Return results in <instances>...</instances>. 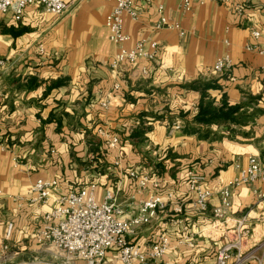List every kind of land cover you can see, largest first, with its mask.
Here are the masks:
<instances>
[{"label": "crops", "instance_id": "1", "mask_svg": "<svg viewBox=\"0 0 264 264\" xmlns=\"http://www.w3.org/2000/svg\"><path fill=\"white\" fill-rule=\"evenodd\" d=\"M232 1L244 7L241 16L220 0L194 4L189 12L180 9L181 0H138L140 21L122 17L126 46L147 39L158 43L160 51L150 61L125 67L120 92L112 90L115 80L108 67L116 52L105 27L113 2L80 0L61 17L33 7L26 8L20 20L0 13V142L6 146L0 145V264H73L71 258L32 239L48 210L29 204V190L37 180H57L54 197L95 183L97 200L112 191L121 218L128 220L151 193L148 188L133 195L135 182L128 171L136 168L153 173L160 192H172L183 204V213L177 216L168 210L137 229L130 241L147 249L158 237L167 236L171 248L162 264H214V253L224 243L218 227L211 225L212 210L219 206L218 187L237 177L236 166H246L249 155L264 164V55L245 49L249 44L264 47V0ZM158 6L169 22L179 24L184 37L152 29L160 17ZM252 31L259 32L257 40ZM146 51H151L149 45ZM224 55L231 67L213 78L219 88L209 90V98L215 106L225 97L230 106L241 108L253 99L240 111L260 113L245 126L211 125L187 134L184 130L196 113L200 93L184 87L210 79L207 70ZM143 65L148 78L140 74ZM30 78L36 79V86L28 89ZM105 99L110 103L107 109L99 104ZM181 113L188 115L181 118ZM140 124L149 128L141 152L128 141ZM100 128L120 137V153L106 148L96 135ZM95 139L102 142L100 168L106 167L100 174L93 164L96 170L86 175L74 160H91L89 142ZM118 159L120 166L114 168ZM157 164L164 171L159 173ZM189 172L205 175L204 187L213 192L206 213L193 207L186 185ZM260 191L264 183L235 189L228 222L232 225L247 215L250 225H256L254 235L263 239L262 212L248 213ZM16 196L23 197L21 206L13 202ZM189 238L192 246L181 244ZM114 262L120 264L110 251L97 264Z\"/></svg>", "mask_w": 264, "mask_h": 264}, {"label": "built area", "instance_id": "2", "mask_svg": "<svg viewBox=\"0 0 264 264\" xmlns=\"http://www.w3.org/2000/svg\"><path fill=\"white\" fill-rule=\"evenodd\" d=\"M80 0H0V13H12L16 20H20L26 8L42 9L46 14L61 17L68 8ZM113 2L114 8L105 19V27L108 31V40L116 47V52L108 64L109 70L115 80L112 86L114 92L122 91V72L126 66H136L142 61L154 59L160 51L158 43L148 42L142 39L134 43L131 48L126 46L128 37L123 32L124 15L132 21H140L141 12L135 9L138 0H100ZM147 3L150 0H145ZM208 0H181L180 9L189 12L194 4L203 6ZM236 15L241 16L244 7L234 4L232 0H220ZM160 17L154 23L155 31H175L180 37L185 33L177 22H169L163 15V7L158 6ZM254 40L260 37L259 32L252 31ZM227 44V41L224 42ZM149 45L151 51H146ZM259 55H264V47L249 44L245 48ZM2 65V62H0ZM231 67L228 55L217 58L214 64L207 70L206 78L222 76ZM142 78H148L149 71L144 65L140 67ZM103 109H107L110 103L108 99L99 102ZM196 112V107H194ZM96 135L104 139L107 149H113L119 153L122 150L121 139L105 129H98ZM5 149L6 146L0 142ZM54 153V151H50ZM14 162H17L15 157ZM113 167L120 166L119 159L113 162ZM238 175L235 179L218 187L219 206L212 210L213 227H218L219 237L224 243L214 253V264H264V238L254 235L255 226H251L247 215L233 223L228 222L234 204L232 202L233 191L240 187L251 188L255 184L264 183V164L254 155H249L247 165L236 166ZM128 176L135 182L134 194L141 195L148 188L151 193L147 198L137 204L134 215L128 220L121 218L123 212L116 203L112 191L104 192L101 201L96 198L97 185L89 183L79 188L70 189L67 193L53 196L58 188L57 180H37L29 190V204H41L48 207L42 216L40 228L32 235L37 244H47L68 258H75L86 264H97L112 251L117 255L120 264H162L167 251L171 248L170 239L160 236L147 249H142L130 241L137 229L150 225L160 215L169 210L174 215L183 213V204L175 201L172 192H160V183L153 173H147L143 168L131 169ZM188 192L193 196V207L199 214L206 213L208 201L213 192L204 187L205 175L199 172H189L186 177ZM256 201L250 206L248 213L257 209L262 212L261 220L264 221V191L256 192ZM13 202L21 206L23 197L12 198ZM169 206V208H168ZM11 226H8L9 237ZM181 244L192 246L189 239L181 240Z\"/></svg>", "mask_w": 264, "mask_h": 264}, {"label": "trees", "instance_id": "3", "mask_svg": "<svg viewBox=\"0 0 264 264\" xmlns=\"http://www.w3.org/2000/svg\"><path fill=\"white\" fill-rule=\"evenodd\" d=\"M59 84V83H58ZM56 86V83L54 84ZM28 89L34 88L36 86V79L30 78L28 81ZM53 86V84L51 85ZM219 85L217 84L216 79L210 78L208 80H198L190 85L184 87V89H190L200 93V100L196 108V113L192 118L191 124H188L185 128L187 134H196L201 127H209L211 125H223V126H245L248 122L260 113L259 111L253 112L252 114H246V112H241V109L247 105H250L251 102H248L247 105L241 108V106H230L225 97H222L221 103L219 106H215L213 100L208 96L209 90L218 89ZM188 113H181L179 116L185 118ZM149 131L148 127L140 124L129 135V143L137 148L139 151L145 145V133ZM203 137L205 135H202ZM102 142L98 139L93 140L89 143L90 147L88 153L93 155L91 164H95L99 167L101 161V153L99 148ZM156 168H161V164H157Z\"/></svg>", "mask_w": 264, "mask_h": 264}, {"label": "rangeland", "instance_id": "4", "mask_svg": "<svg viewBox=\"0 0 264 264\" xmlns=\"http://www.w3.org/2000/svg\"><path fill=\"white\" fill-rule=\"evenodd\" d=\"M78 3V2H77ZM76 3V4H77ZM91 141H93V140H91ZM90 143V142H89ZM143 151V150H142ZM139 152H141V151H139ZM72 154H74V153H72ZM82 159H84V158H82ZM93 159V158H92ZM91 159V160H92ZM90 159L88 158V161H87V159H86V161H75L74 160V162L76 163L75 164V166H76V169L77 170H82L83 172H85V174L86 175H88V174H90L93 170H96L95 169V167H94V165L93 164H91V160L89 161ZM151 160H153V159H151ZM149 161V160H148ZM106 166H105V164H102V166H101V168H100V166L98 167L99 168V172H100V174H102V172H103V170H104V168H105ZM159 171V173L160 172H162V171H164L163 170V168H157ZM164 173V172H163ZM66 257V256H65ZM72 260L70 261V262H72L73 264H86L85 262H83V261H81V260H78V259H75V258H71ZM114 264H116L115 262H114Z\"/></svg>", "mask_w": 264, "mask_h": 264}]
</instances>
